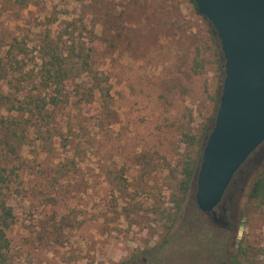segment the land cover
<instances>
[{
	"label": "rangeland",
	"instance_id": "374dc122",
	"mask_svg": "<svg viewBox=\"0 0 264 264\" xmlns=\"http://www.w3.org/2000/svg\"><path fill=\"white\" fill-rule=\"evenodd\" d=\"M33 2L20 10L0 0L4 41L14 32L34 43L48 20L67 45L95 49L92 68L107 77V94L80 97L91 82L85 74L67 83L69 101L57 110L64 139L36 159L33 146L25 149L8 197L7 264H230L239 245L251 264H264V206L252 211L248 201L264 142L213 211L198 209L193 182L176 213L178 160L201 156L197 140L214 120L222 83L208 20L189 0Z\"/></svg>",
	"mask_w": 264,
	"mask_h": 264
},
{
	"label": "trees",
	"instance_id": "16d2710c",
	"mask_svg": "<svg viewBox=\"0 0 264 264\" xmlns=\"http://www.w3.org/2000/svg\"><path fill=\"white\" fill-rule=\"evenodd\" d=\"M3 1L14 9L22 10L34 0H1ZM189 2L194 12L201 16L193 0ZM69 25L73 30L76 29V20H69L67 26ZM50 27L51 22L48 20L41 25L34 43L29 40L28 34L21 36L13 32L8 34L9 38L5 41L7 36L0 34V264H7L9 240L6 230L14 219L8 197L12 192V183L17 181L20 176L18 171L26 161L25 149L33 146L31 152L36 159L40 151H50L53 140L64 139L57 120V110L61 104L69 101L65 91L67 83L85 74L91 82L80 90V97L90 100L89 97H93L94 92L107 94V86L102 84V80L105 82L107 77L103 74L99 76L98 71L92 68L91 59L95 49L92 46L84 47L81 42L76 45L74 40L67 45L62 40V32L54 35ZM220 66L223 69V63ZM195 67L201 69L202 63L196 60ZM220 93L221 89L218 90V98ZM212 125L213 121L197 140L200 152ZM32 134L36 137L33 138ZM183 137L189 146L195 143L194 135L184 133ZM199 158L200 156L195 158L187 152L178 160L179 176L174 186L179 192L174 199L176 213L180 211L185 195L195 182ZM148 163L150 162L144 160V164ZM248 201L252 211L263 209L264 164L253 180ZM174 217L172 222L175 221ZM248 249L239 245L230 258V264H251Z\"/></svg>",
	"mask_w": 264,
	"mask_h": 264
},
{
	"label": "water",
	"instance_id": "95a60500",
	"mask_svg": "<svg viewBox=\"0 0 264 264\" xmlns=\"http://www.w3.org/2000/svg\"><path fill=\"white\" fill-rule=\"evenodd\" d=\"M221 51V93L202 146L195 202L208 213L264 141V0H193Z\"/></svg>",
	"mask_w": 264,
	"mask_h": 264
},
{
	"label": "flooded vegetation",
	"instance_id": "af4514ba",
	"mask_svg": "<svg viewBox=\"0 0 264 264\" xmlns=\"http://www.w3.org/2000/svg\"><path fill=\"white\" fill-rule=\"evenodd\" d=\"M263 142H264V141H263ZM263 142H262V143H263ZM262 143H261V144H262Z\"/></svg>",
	"mask_w": 264,
	"mask_h": 264
}]
</instances>
